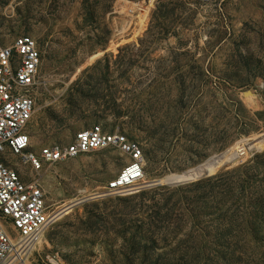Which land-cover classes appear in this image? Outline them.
Here are the masks:
<instances>
[{
    "label": "rangeland",
    "instance_id": "1",
    "mask_svg": "<svg viewBox=\"0 0 264 264\" xmlns=\"http://www.w3.org/2000/svg\"><path fill=\"white\" fill-rule=\"evenodd\" d=\"M22 34L41 53L28 150L99 125L144 159L136 186L102 196L129 160L117 148L39 172L5 153L53 217L29 264H193L177 215L220 195L184 187L264 150V0H0V43Z\"/></svg>",
    "mask_w": 264,
    "mask_h": 264
},
{
    "label": "built area",
    "instance_id": "2",
    "mask_svg": "<svg viewBox=\"0 0 264 264\" xmlns=\"http://www.w3.org/2000/svg\"><path fill=\"white\" fill-rule=\"evenodd\" d=\"M41 53L28 34L11 44L0 43V264H28L29 258L53 217L49 214L40 183L25 181L4 154L16 156L22 165L39 172L45 164L74 158L108 147L117 148L129 160L112 178L102 196L136 186L144 174L138 142L99 125L75 133L69 143L43 145L38 154L29 151L27 132L34 111L32 92Z\"/></svg>",
    "mask_w": 264,
    "mask_h": 264
},
{
    "label": "trees",
    "instance_id": "3",
    "mask_svg": "<svg viewBox=\"0 0 264 264\" xmlns=\"http://www.w3.org/2000/svg\"><path fill=\"white\" fill-rule=\"evenodd\" d=\"M235 172V171H234ZM264 150L255 154L237 175H214L201 182L185 186L198 191L197 198H210L213 191L220 195L208 202L184 207L177 216L192 239L193 264H257L253 262L261 244L264 247ZM179 189L167 199L181 198ZM185 218V219H184ZM263 259V258H262ZM264 262V259H263Z\"/></svg>",
    "mask_w": 264,
    "mask_h": 264
},
{
    "label": "bare ground",
    "instance_id": "4",
    "mask_svg": "<svg viewBox=\"0 0 264 264\" xmlns=\"http://www.w3.org/2000/svg\"><path fill=\"white\" fill-rule=\"evenodd\" d=\"M47 230V228L44 230V232ZM44 234L42 233V235H41V237H40V239H39V241H38V243H37V245H36V247H35V249H37L38 247H40L41 245H42V243L44 242ZM29 264V263H28Z\"/></svg>",
    "mask_w": 264,
    "mask_h": 264
}]
</instances>
